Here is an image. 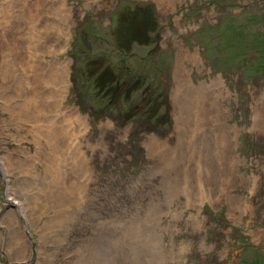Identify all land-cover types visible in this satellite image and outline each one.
<instances>
[{
	"label": "rangeland",
	"instance_id": "rangeland-1",
	"mask_svg": "<svg viewBox=\"0 0 264 264\" xmlns=\"http://www.w3.org/2000/svg\"><path fill=\"white\" fill-rule=\"evenodd\" d=\"M0 4V264H264V0ZM54 62L35 95L31 66ZM27 93L76 119L63 202L22 165L41 166L12 118Z\"/></svg>",
	"mask_w": 264,
	"mask_h": 264
},
{
	"label": "bare ground",
	"instance_id": "bare-ground-1",
	"mask_svg": "<svg viewBox=\"0 0 264 264\" xmlns=\"http://www.w3.org/2000/svg\"><path fill=\"white\" fill-rule=\"evenodd\" d=\"M12 3V2H11ZM4 4V3H3ZM1 5V4H0ZM4 6V5H3ZM29 7V6H28ZM30 18V17H29ZM36 22V20L34 21ZM35 25V23H34ZM36 31V29H35ZM35 33V32H34ZM33 34V33H32ZM36 34V33H35ZM53 35V34H52ZM37 35H35L36 37ZM34 37V36H33ZM32 37V38H33ZM34 37V38H35ZM51 37V36H50ZM42 40H46L48 38L47 35L41 37ZM52 38V37H51ZM37 41V42H35ZM35 41H33V46L38 43V40L35 38ZM40 45V44H38ZM46 45V44H45ZM44 45V46H45ZM43 46V47H44ZM40 48V47H39ZM37 48L35 47L34 48V51L36 52H39L42 48ZM34 57V56H33ZM26 58V57H25ZM10 59H11V63L8 62V64H12V63H18L19 60L21 59V55L19 54H14L10 56ZM9 59V60H10ZM27 59V58H26ZM57 62V60H54ZM34 62V61H33ZM56 62H54V64L52 65H46V68L47 69H43L42 70V67L41 65H35V63H33V65L31 66L33 68V77H32V80H33V84L34 86L32 87L31 91L37 95L38 94V86L39 84H41V82H43L45 85L48 81L52 80L51 77L52 76H55L56 78L58 77V75H63L66 73L65 71V65L61 64V63H58L56 64ZM15 64V65H16ZM28 65V64H27ZM13 67V66H12ZM28 69V68H27ZM5 70V69H4ZM7 70V69H6ZM42 70V71H41ZM29 72V71H28ZM60 73V74H59ZM13 75V74H12ZM18 77H20L19 75H17ZM16 76V77H17ZM26 76V75H25ZM10 77V76H9ZM14 77V75H13ZM30 77V76H29ZM54 77V79H55ZM59 78V77H58ZM57 78V80H58ZM17 79H20V78H12L10 79V82L11 85L14 83L16 86L14 87L13 86V90H10L9 92L11 93L12 97H13V94H17V89H18V84L19 82L16 80ZM177 86L175 88H177V91L175 90V94H179L178 90L180 88H183L182 89V92L181 94H179L178 96H180L181 98L184 99L185 101V98L190 101H192V97H195V98H199L202 99V100H205L206 101H210L212 94L210 93V90L205 86L204 83H200L199 85L197 86H189V88H187V84L188 83V80L186 79V81H183V78H181L180 76L177 77ZM62 81V80H61ZM13 84V85H14ZM181 91V90H180ZM7 92V93H9ZM31 92V93H32ZM7 93H3L4 95H7ZM43 93V92H42ZM50 94V93H49ZM18 95V94H17ZM26 96L23 97V100L22 102L18 103L19 105L16 107V112L13 113V116L15 117H12V118H15L13 122H15L16 119H20V118H24L26 119L25 120V123L27 124H30L28 125L29 127L32 128V131L34 130L35 133L31 136L34 140V142H36V146L39 147V150L37 152L39 158H40V163H41V166H40V170H35L33 169L34 167L29 163L25 162V163H22L23 166H25L27 169H24V171H26V174L29 176L31 175V173H37V174H40L42 173V175L44 177H47L50 179V181L46 184V186H44V188L46 190H48L49 194L51 196H56L57 198H59L57 196V189H60L61 187L65 186V184L67 183L66 182V176H65V173H64V170H63V167H61V161L63 162L64 160L65 161H68V153L66 152L67 150L68 151H71L73 153V156H74V160L78 161L79 160V150H77V143L76 142V136L73 135L74 133L70 130V126L68 123L70 120H76L75 119V116H74V113H67L66 112H63L64 109H62L63 107H61L58 111H54L52 110L51 106H48V105H45V104H40L38 105V102L40 101H37V99L35 98V95L34 97L33 96H29L28 93L25 94ZM177 96V95H176ZM11 97V96H10ZM46 97V96H45ZM46 99V98H45ZM44 99V100H45ZM43 100V99H42ZM53 100V99H52ZM188 100V101H189ZM214 101V102H213ZM212 101V104H213V111H218V108L215 107L217 104H215V99ZM47 102V101H46ZM50 102V101H48ZM53 102V101H52ZM203 102V101H202ZM190 103V102H189ZM176 104V103H175ZM44 106V107H43ZM47 108H50V109H47ZM188 107H190V105L187 104ZM208 106V105H207ZM19 107V108H18ZM212 107V106H211ZM18 108V110H17ZM200 111L198 112V115L199 116H196V118L199 119V123L197 122V130H199V128L203 127L204 123L206 122L205 120V114L206 112L208 111V108L207 107H200ZM14 109V107H13ZM12 109V110H13ZM62 109V110H61ZM178 109V108H177ZM187 109V108H186ZM11 109H9L10 111ZM73 110V109H72ZM182 110V109H181ZM188 110V109H187ZM210 110V109H209ZM183 111V110H182ZM211 111V110H210ZM13 112V111H12ZM10 112V113H12ZM75 112V110H74ZM184 112V111H183ZM209 112V111H208ZM44 113H48L50 115V117L47 115L45 117ZM54 113H56V115L59 117L58 114L62 115V117L60 118V121H57V122H54L52 119L55 118L56 115H54ZM76 113V112H75ZM9 114V113H8ZM178 115V114H177ZM196 115V114H195ZM12 116V114H11ZM180 118V117H179ZM10 119V117H9ZM23 119V120H24ZM51 119V120H49ZM187 119V118H186ZM22 120V119H21ZM22 120V121H23ZM189 120V119H188ZM203 120V121H201ZM186 121V120H185ZM12 122V123H13ZM4 123L6 124H9V122L7 123L6 120H4ZM32 124V125H31ZM187 126H186V130L188 131V133H192L194 132V129H193V120H191L190 122L188 121V123H186ZM12 125V124H11ZM25 127V125H24ZM27 127V126H26ZM20 128L21 130L18 131L20 132H29L28 130V127L27 128ZM17 129V128H16ZM225 134V133H224ZM35 136V137H34ZM74 136V137H73ZM75 146H71V145H74ZM79 144V143H78ZM71 148V150H69ZM70 152V153H71ZM69 153V154H70ZM60 156V157H58ZM81 156V154H80ZM71 157V155H70ZM73 158V157H72ZM82 158V156H81ZM9 160V159H8ZM83 161V159H82ZM11 162V161H10ZM79 162V161H78ZM6 163V162H5ZM77 163V162H76ZM81 163V162H80ZM79 163V164H80ZM15 162H12L11 165L12 166H15ZM9 167H11L10 165H8ZM20 166V165H19ZM61 168H60V167ZM22 167V166H20ZM39 168V167H38ZM13 169V168H12ZM67 172V171H66ZM78 180V179H77ZM78 182V181H77ZM76 183V182H75ZM79 183V182H78ZM75 185V184H74ZM77 185V183H76ZM76 187V186H74ZM42 189L43 191V188L41 187L40 190ZM45 193V191H44ZM47 196V195H46ZM45 197V196H44ZM63 197L67 198L66 196H62L60 197L59 199L62 200V202L64 201ZM50 198V197H49ZM46 199V198H45ZM50 201V200H49ZM53 203V200L51 201ZM55 203V202H54ZM14 240V239H13ZM12 244V243H11ZM13 244H15L13 242ZM19 245V244H18ZM16 245V246H18ZM18 248V247H17Z\"/></svg>",
	"mask_w": 264,
	"mask_h": 264
}]
</instances>
